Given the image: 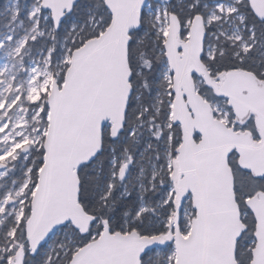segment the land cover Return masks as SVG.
Instances as JSON below:
<instances>
[{
    "label": "snow or ice",
    "instance_id": "snow-or-ice-1",
    "mask_svg": "<svg viewBox=\"0 0 264 264\" xmlns=\"http://www.w3.org/2000/svg\"><path fill=\"white\" fill-rule=\"evenodd\" d=\"M0 264H264V0H6Z\"/></svg>",
    "mask_w": 264,
    "mask_h": 264
},
{
    "label": "trees",
    "instance_id": "trees-1",
    "mask_svg": "<svg viewBox=\"0 0 264 264\" xmlns=\"http://www.w3.org/2000/svg\"><path fill=\"white\" fill-rule=\"evenodd\" d=\"M6 2V0H0V8L3 7V4Z\"/></svg>",
    "mask_w": 264,
    "mask_h": 264
}]
</instances>
